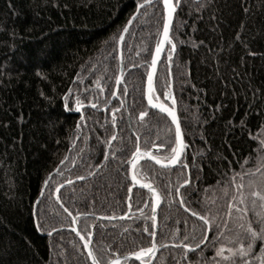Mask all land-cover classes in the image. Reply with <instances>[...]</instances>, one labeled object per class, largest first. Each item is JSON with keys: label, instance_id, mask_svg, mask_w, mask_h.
Listing matches in <instances>:
<instances>
[{"label": "trees", "instance_id": "16d2710c", "mask_svg": "<svg viewBox=\"0 0 264 264\" xmlns=\"http://www.w3.org/2000/svg\"><path fill=\"white\" fill-rule=\"evenodd\" d=\"M142 2L0 0V264H92L72 231L71 215L86 239L85 226L94 230L100 264L151 246L152 197L146 189L131 191L127 161L137 144L144 150L162 140L165 148L174 144L171 119L145 100L147 71L162 34V0L143 7L125 34L123 83L112 100L119 33ZM171 40L175 48L168 44L160 62L155 96L165 102L171 68L187 150L172 167L146 158L137 163L146 174L142 182L163 196L156 237L161 249L150 264H212L213 244L235 246L237 232L243 236L239 225L255 219L251 191L264 192V169L245 176L249 212L232 209L227 216L230 201L245 206L233 200L240 193L230 178L242 171L245 158V168L255 167L259 139L253 137L264 125V0H180ZM76 96L84 105L79 112ZM66 180L71 184L56 196ZM186 209L214 217L221 228L227 218V229L215 242L212 230L207 246L186 250L180 242L187 235L185 243H198L203 223Z\"/></svg>", "mask_w": 264, "mask_h": 264}, {"label": "snow or ice", "instance_id": "6c2138e0", "mask_svg": "<svg viewBox=\"0 0 264 264\" xmlns=\"http://www.w3.org/2000/svg\"><path fill=\"white\" fill-rule=\"evenodd\" d=\"M163 3V24H162V35L159 36V38L156 41L155 44V52L151 56V65L147 71V102L148 105H150L154 109H159L162 113H167L169 117H171V124L175 126L174 129V144L169 143L168 148H165V142L162 140L159 144L153 143V148L158 149H164L163 155H153L151 149L148 150H142L137 144L135 147V151L131 153L130 159L127 161L128 164L132 165L133 172L131 179L137 184H140L143 188L148 189V191L151 194L152 200H151V208L153 210V213L155 212V208L157 204L160 203L161 195L158 193L157 189L151 184L142 182V177H144L146 174L141 171V169L137 166L138 160H140L143 157H148L152 161H155L156 164L161 165L162 167H169L172 165H176L181 158V154L186 147L183 139H182V133L181 128L176 116L175 112V100L172 99V94L170 92H166L165 95L172 99V107L166 106L164 103H161L159 101V97L155 96V89L153 86V73L156 70V64L157 60L160 57V54L162 50L164 49L165 43L167 42L169 45H171L172 49L175 48V45L172 43V40L169 35V25L172 20L173 13L176 10L175 5L173 4L172 0H162ZM179 3V0H176V4ZM151 0H143V4H138L137 8L138 10L145 6L150 5ZM133 22L132 19H129L127 22V25L123 28V30L119 33V40L124 39V32L128 31V25H131ZM168 59L171 60V51H169ZM116 83L119 84L121 82V76H116ZM97 88H100L99 83L96 84ZM101 93L103 92V89L100 88ZM124 91L126 92L127 89L125 88ZM72 92V89H69L68 92L64 94V100H65V108L68 107V100H69V93ZM112 95L115 96L116 93L112 92ZM75 101V110L77 112L80 111V109L84 106L81 99L76 96L72 97ZM89 104L92 108H95L97 105L94 103H91L89 101ZM118 111V109H113V112L115 113ZM146 115V112H140V117L144 118ZM247 115V113H246ZM81 119L83 120V116H81ZM116 124V118L115 115L112 117V125L115 127ZM244 124L243 119H241V125ZM77 130L81 128V125L78 123L76 125ZM171 131V129H169ZM260 137H253V139H259V146L257 149V156L255 159V167L253 168H245V164L248 163V158H245L243 163H240V168L242 171L240 172H233L231 182L233 188L240 193L239 197L233 196V200L239 199L240 205H245V199L243 195V178L248 175H255L257 172H260L262 169H264V125L260 126ZM115 132L113 133L112 139H115ZM108 143H111V140L108 141ZM113 155H115L113 153ZM68 157L65 156L64 159L60 161V164H64V161L67 160ZM105 159H107V156H105ZM74 162V161H73ZM96 167H100V165H96ZM182 167L186 168V164H182ZM58 171V169L54 170ZM92 174V173H89ZM51 176V174H49ZM77 179L83 180V176L77 177ZM237 179H239L241 182L237 183ZM48 181H45V184L47 185ZM66 184H71L70 180L65 181ZM189 184L188 179L183 180V185ZM181 185V186H183ZM179 187L176 188V194L179 195ZM169 195L171 193L169 192ZM251 211L253 213V216L255 217L254 220H248L245 224L239 225L240 228L243 229V236L240 235L239 232H237L236 237L234 238V244L235 246H226L224 244L216 245L213 244L214 247V256L212 258V264H264V192L259 190H252L251 191ZM57 200L59 201V197H57ZM257 201L259 204H257ZM147 203V201H145ZM181 205H183V199L180 201ZM229 211L227 216L231 217V210L235 209L238 213H244V215H247L249 212V208L247 205L244 207H238L235 203L229 202ZM191 211L192 216L198 217L200 221H202V232L201 236L199 238L198 243L189 244L185 243L184 241L188 240V236L185 235L184 240L180 242V246H182L184 249H200L201 245H205V241L208 239V232L214 230L215 235L213 236V241L215 242L218 240L219 236L223 235L225 230L227 229L228 219L226 218L224 221V227L221 228L220 225L215 224V218H209L208 215H201L197 213L194 210L186 209ZM65 212H68V209H64ZM71 215V213H69ZM77 215H84L81 213H77ZM127 215V213H125ZM243 219V217H241ZM152 227L155 228L156 224V217L155 215H152ZM76 223V218L73 217V224ZM39 227V225H37ZM75 230V229H74ZM55 231V229L53 230ZM145 232H148V228H144ZM85 232L87 237H91L93 235L92 231L88 230V226H85ZM77 235H80V232H77ZM151 236H154L155 233H150ZM81 240L84 241L83 247L85 249H89L90 241L85 239V236L80 235ZM228 239L227 237H225ZM195 240V237H193ZM257 242H259V250L257 251ZM207 246V245H205ZM157 244L155 242L151 243L150 247H141L138 251H132L127 256L123 257V260H127L129 256L134 257L135 260L140 261V264H150L149 257L154 256L156 253ZM88 256L92 260V264H100L96 256L93 254V252L89 249ZM107 264H122V258L117 255L114 258H109L107 260Z\"/></svg>", "mask_w": 264, "mask_h": 264}, {"label": "water", "instance_id": "95a60500", "mask_svg": "<svg viewBox=\"0 0 264 264\" xmlns=\"http://www.w3.org/2000/svg\"><path fill=\"white\" fill-rule=\"evenodd\" d=\"M155 1H157V0H151V4H152L153 2H155ZM172 2H173V4L175 5L176 10H175V12L173 13L172 20H171L170 25H169V35H170V38H171V31H172V28H173V24H174V19H175L176 11H177V9H178V7H179V5H180V0H179V3H178V4H176L175 0H172ZM140 4H143V2L140 3ZM145 6H148V5H145ZM145 6H143V7H145ZM143 7H141L139 10H138V8H137L136 11L134 12V14L131 16L130 19H132L133 22L136 20L138 14H139V11H140ZM133 22H132V24H133ZM132 24H131V25H132ZM126 25H127V24H126ZM131 25H128V30H129V28L131 27ZM126 33H127V32H124V37H125V34H126ZM161 35H162V34H161ZM122 41H123V40H122ZM122 41H121V40L119 41V57H120V72H119V76H121V82H120L119 84L116 83L115 90H114V92L116 93V95H115V96H112V100L117 96V93H118V91H119L120 85L123 83V69H124V68H123V63H122V62H123V61H122ZM167 46H168V43L166 42V43H165V46H164V49L162 50V52H161V54H160V57H159V59L157 60L156 70H155V72L153 73V86H154V80H155L156 73H157V71H158V68H159L160 62H161V60H162V58H163V56H164V54H165V51H166ZM154 52H155V51H154ZM167 92H170V93L172 94V99L175 100V106H174V107H175V112H176V116H177V119H178V122H179V125H180V128H181L182 139H183V141H184V143H185V145H186V147L184 148V150H183V152H182V154H181L180 161L177 163V164H179V163L181 162V160L183 159L184 155H185V152H186V150H187V144H186V142H185V138H184V134H183V130H182V126H181V122H180V117H179V113H178V108H177V105H176V98H175L174 90H173V75H172L171 68H170V88H169V90H168ZM146 93H147V77H146V83H145V100H146V102H147V95H146ZM172 99H170V98H168L166 95H164V100H165L166 102H168V104H165V105L168 106V107H172V106H173V104H172ZM147 106H148L150 109H152V110H155V111H157V112H159V113H161V114H164V115L168 116L167 113H162V112H160L159 109H154V108H152L150 105H148V102H147ZM80 110H81V109H80ZM168 117H169V116H168ZM169 118L171 119V117H169ZM142 150H144V149H142ZM155 150H157V148H153V149H151L152 152L155 151ZM144 158L151 160V159L148 158V157H143V158H141L140 160H138V162L141 161V160L144 159ZM151 161H152V160H151ZM138 162H137V163H138ZM153 162H155V161H153ZM103 163H104V162H103ZM177 164H176V165H177ZM101 165H102V164H101ZM157 165H158V164H157ZM159 166H161V165H159ZM172 166H175V165H172ZM172 166H169V167H172ZM161 167H162V166H161ZM165 168H168V167H165ZM55 172H56V171H55ZM132 172H133L132 165L129 164V175H130V179H131V176H132ZM50 177H51V176H49V179H50ZM49 179H48L47 181H49ZM131 183H132L131 191H132L134 188L146 189V188H143L140 184H137V183H135L134 181H132V179H131ZM47 184H48V183H47ZM65 185H66V183L60 185V186L57 188V190H56V196H57V194L59 193V191H60ZM46 186H47V185L45 184V186H44V188H43V190H42V193H41V195H40V198L42 197V195H43V193H44V190H45ZM153 186H154V185H153ZM154 187H155V186H154ZM155 188H156V187H155ZM156 189H157V188H156ZM146 190H148V189H146ZM157 191H158V193H160V191H159L158 189H157ZM160 195H161L160 203L157 204V206H156V208H155V212L152 214V215H155V217H156V224H155V228H154V233H155V235L153 236V242H155L156 244H157L156 237H157L158 228H159V211H160V208H161L162 203H163V196H162L161 193H160ZM71 216H72V218H73V217L76 218V223L73 224V226H72V231L77 235V232H78V231L80 232V230H79V225H78V223H77V217H76V216H73V215H71ZM74 229H75V230H74ZM92 233H93V235H92V236L90 237V239H89V241H90L89 249L93 252L92 241H93V237H94V230H93ZM209 233H210V231L208 232V237H209ZM80 235H82L81 232H80ZM80 235H77V236H78L79 239L81 240ZM85 239H86V238H85ZM87 240H88V239H87ZM81 241H82V243H83V245H84V241H83V240H81ZM153 242H152V243H153ZM206 242H207V240L205 241V243H206ZM201 246H203V245H201ZM89 249H85L86 252H87V254H88ZM160 249H161V247L157 244V249H156V253H155V255H154V256H151V255H150V257H149V259H150V263L155 259V257L157 256V254H158V252H159ZM93 254H94V252H93ZM128 254H129V253H128ZM128 254H125V255L120 256V257L122 258V261H124V260H123V257L127 256ZM88 257H89V256H88ZM89 259H90V261H91V263H92V260H91L90 257H89ZM127 260H135V258L129 256Z\"/></svg>", "mask_w": 264, "mask_h": 264}, {"label": "flooded vegetation", "instance_id": "af4514ba", "mask_svg": "<svg viewBox=\"0 0 264 264\" xmlns=\"http://www.w3.org/2000/svg\"><path fill=\"white\" fill-rule=\"evenodd\" d=\"M164 101H165V100H164ZM161 103H162V102H161ZM164 104H168V102L165 101ZM185 153H186V152H185ZM139 162H140V161H139ZM139 162H138V163H139Z\"/></svg>", "mask_w": 264, "mask_h": 264}]
</instances>
